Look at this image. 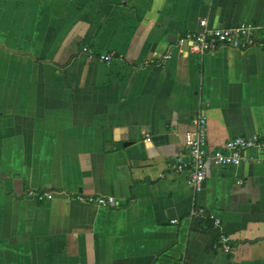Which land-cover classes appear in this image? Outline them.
Wrapping results in <instances>:
<instances>
[{"label":"crops","instance_id":"crops-1","mask_svg":"<svg viewBox=\"0 0 264 264\" xmlns=\"http://www.w3.org/2000/svg\"><path fill=\"white\" fill-rule=\"evenodd\" d=\"M203 19L264 41V0H0V264H264V156L170 169L199 114L212 148L264 137V50L178 46Z\"/></svg>","mask_w":264,"mask_h":264},{"label":"built area","instance_id":"built-area-1","mask_svg":"<svg viewBox=\"0 0 264 264\" xmlns=\"http://www.w3.org/2000/svg\"><path fill=\"white\" fill-rule=\"evenodd\" d=\"M199 31L184 34L177 41L178 46H185L186 50L193 54L203 55L215 53L220 48L226 47L235 50H249L255 47L264 50V41L256 36L257 27L252 23H242L230 27H210L206 19L199 21ZM81 52L92 55L90 48L82 47ZM171 58V52L164 54L160 59L165 63ZM98 59L104 63L114 60L112 54H103ZM191 128L184 134L185 154L176 156L171 163L170 169L175 173H187L186 184L193 192H199L207 177L208 167L218 168L236 167L244 162L249 151H256L264 156V137H235L228 139L223 145L212 148L208 143L207 118L199 114L192 119ZM150 142V137H146ZM52 191H29L28 197L35 195L51 200L55 196ZM75 199L80 202L100 208H114L117 201L108 196H82ZM194 216L212 220L213 227L217 231V239L213 244L215 252L231 255L233 243L231 237L223 231L222 222L212 215H206L204 210L192 212ZM176 224L177 221H172Z\"/></svg>","mask_w":264,"mask_h":264},{"label":"water","instance_id":"water-1","mask_svg":"<svg viewBox=\"0 0 264 264\" xmlns=\"http://www.w3.org/2000/svg\"><path fill=\"white\" fill-rule=\"evenodd\" d=\"M172 42H175L174 40H172Z\"/></svg>","mask_w":264,"mask_h":264}]
</instances>
